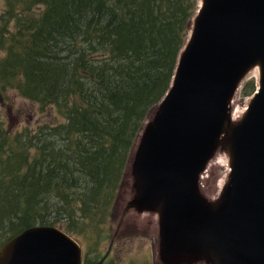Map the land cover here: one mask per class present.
<instances>
[{
  "label": "trees",
  "instance_id": "obj_1",
  "mask_svg": "<svg viewBox=\"0 0 264 264\" xmlns=\"http://www.w3.org/2000/svg\"><path fill=\"white\" fill-rule=\"evenodd\" d=\"M198 6L5 0L0 101L15 89L43 111L53 106L59 119L13 129L0 109V246L28 226L77 230L78 219L110 212L143 123L172 83ZM254 89L252 78L242 93Z\"/></svg>",
  "mask_w": 264,
  "mask_h": 264
},
{
  "label": "water",
  "instance_id": "obj_2",
  "mask_svg": "<svg viewBox=\"0 0 264 264\" xmlns=\"http://www.w3.org/2000/svg\"><path fill=\"white\" fill-rule=\"evenodd\" d=\"M256 67L258 91L235 118L234 97ZM139 138L124 212L158 214L163 260L264 264V0H200L172 83ZM219 149L231 170L208 200L201 175ZM0 264H82V247L58 225L35 224L2 243Z\"/></svg>",
  "mask_w": 264,
  "mask_h": 264
},
{
  "label": "rangeland",
  "instance_id": "obj_3",
  "mask_svg": "<svg viewBox=\"0 0 264 264\" xmlns=\"http://www.w3.org/2000/svg\"><path fill=\"white\" fill-rule=\"evenodd\" d=\"M4 7L5 0H0V22ZM0 56H2L1 51ZM258 76L252 69L235 95L232 104L240 110L237 118L245 112L252 95L242 93L243 85L255 78V87H257ZM6 96L7 101H0V109H3V115L7 114L9 125H14L13 129L23 125L34 129L38 124L55 123L59 119L53 106L43 111L38 103L24 98L15 89H10ZM150 119H147L146 122ZM139 140V137L135 140L131 157H134ZM228 163L227 151L219 149L203 172L201 186L203 192L210 199L219 196L230 170ZM123 181L120 182V187L116 190L114 204L110 212L99 211L95 217H82L77 222L80 228L66 231L77 240L82 247V252L93 258V261L88 264H167L161 256V234L156 214L152 210L140 211L136 208L124 212V206L134 192V175L132 165L130 166V158ZM175 263L212 264L204 258L197 260L173 259L171 264Z\"/></svg>",
  "mask_w": 264,
  "mask_h": 264
},
{
  "label": "bare ground",
  "instance_id": "obj_4",
  "mask_svg": "<svg viewBox=\"0 0 264 264\" xmlns=\"http://www.w3.org/2000/svg\"><path fill=\"white\" fill-rule=\"evenodd\" d=\"M253 71H255L256 72V75H258V68L257 67L254 68ZM239 111H240L239 108L237 106L233 105L232 114H233L234 117L237 116V114L239 113Z\"/></svg>",
  "mask_w": 264,
  "mask_h": 264
},
{
  "label": "flooded vegetation",
  "instance_id": "obj_5",
  "mask_svg": "<svg viewBox=\"0 0 264 264\" xmlns=\"http://www.w3.org/2000/svg\"><path fill=\"white\" fill-rule=\"evenodd\" d=\"M83 254H84V255H83V262H84V263H87V261H86V256H87V254L84 253V252H83ZM90 260L93 261V258L90 257ZM84 263H83V264H84Z\"/></svg>",
  "mask_w": 264,
  "mask_h": 264
}]
</instances>
